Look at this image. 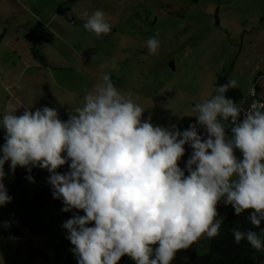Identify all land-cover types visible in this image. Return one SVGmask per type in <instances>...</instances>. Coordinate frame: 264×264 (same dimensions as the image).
Instances as JSON below:
<instances>
[{"label":"clouds","instance_id":"1","mask_svg":"<svg viewBox=\"0 0 264 264\" xmlns=\"http://www.w3.org/2000/svg\"><path fill=\"white\" fill-rule=\"evenodd\" d=\"M82 16L87 31L97 37L110 33L104 11L85 10ZM146 43L149 54L158 55L159 40ZM236 87L237 81L228 78L215 95L192 108L207 139L195 124L181 132L175 125L171 130L154 125L151 116L144 119L146 110L108 73L100 75L66 121L47 106L35 112L25 108L19 116L4 114L0 206L12 201L4 184L6 162L13 173L17 166L29 172L47 169L62 211L85 213L62 225L78 264H118L125 255L136 264H172L178 251L220 235L221 202L236 215L253 210L248 219L259 227L264 221V104L242 109L225 95ZM186 144L193 150L187 176L178 163ZM65 164L69 170L59 173ZM233 235L237 244L246 239L264 252V234L233 229Z\"/></svg>","mask_w":264,"mask_h":264},{"label":"rangeland","instance_id":"2","mask_svg":"<svg viewBox=\"0 0 264 264\" xmlns=\"http://www.w3.org/2000/svg\"><path fill=\"white\" fill-rule=\"evenodd\" d=\"M4 2L8 0H0V34L4 28L5 40L15 34L11 41L15 49L30 46L21 61L0 43V120L6 113L19 116L25 108L35 112L47 106L58 110L59 118L66 121L102 73L110 74L122 92L132 93L146 110L144 119L151 116L154 125L169 130L183 117H194V105L215 95L221 78L236 80L243 98L255 83L264 92V28H260L264 0H25L34 11L21 19L14 14L8 19L2 10ZM10 8L14 13L11 3ZM85 10L89 14L104 11L110 33L97 37L87 31ZM152 37L160 42L158 55L149 54L146 42ZM17 42L22 43L20 48ZM32 48L40 52L39 59L34 58ZM5 135L0 126V148ZM202 137L207 139L205 134ZM235 155L243 159L239 149ZM4 168V184L12 201L0 206V264H26L28 244L44 252L32 264H58V251L77 260L62 225L74 214L85 213L62 211V199L50 202L38 211L49 229L34 235L21 215L33 218L34 193L52 190L50 173L39 167L29 172L19 166L13 173L10 161ZM231 209L221 202L219 217L224 219ZM14 229L21 232L20 237L12 233ZM63 241L65 251L58 250ZM209 242L194 243L188 248L190 255L206 254ZM259 262L264 264V252Z\"/></svg>","mask_w":264,"mask_h":264},{"label":"trees","instance_id":"3","mask_svg":"<svg viewBox=\"0 0 264 264\" xmlns=\"http://www.w3.org/2000/svg\"><path fill=\"white\" fill-rule=\"evenodd\" d=\"M264 19V18H263ZM226 78H221V85L227 83ZM258 89V87H257ZM226 98L233 99L235 103L238 104L240 99H243V95L239 88H230L226 93ZM264 102V98L262 99ZM197 126L198 134L207 135L204 127L200 126L197 123L196 118L194 117H183L175 125L181 132L188 129L191 125ZM230 125L227 129L228 135L230 132ZM192 148L189 145H185V154L178 162L184 163L186 165L187 160L192 154ZM70 163V162H69ZM69 169V164H65L59 168V173L63 174L66 170ZM189 173L185 169V175ZM16 183L20 188H22V182L18 175L15 177ZM57 199L53 198L52 190L43 189L41 191H35L34 197L31 201V210L33 211V218L29 217L27 213L21 215V220L26 227H29L34 235L39 234L42 231H47L49 229L48 225L45 223L41 214L38 212L44 206L50 202H54ZM253 210H245L240 215L235 214V210L232 207L229 214L223 219L221 224L220 235L210 239L209 242V251L203 255H190L188 249L180 250L177 252L175 259L172 261V264H260V252H257L252 246L248 243L246 239L241 240L239 244L235 242V237L233 235V229H238L240 231H254L258 234H261L264 230V221H261L259 227L254 226L251 221L248 219L250 213ZM3 229V219L0 216V230ZM12 233L16 237L21 236V232L17 229H14ZM158 245H154L153 248ZM62 249L65 251L66 244L63 241V244L58 250ZM29 256L26 264H32L35 260L41 257L44 252L43 250L33 247L31 244H28ZM66 253V252H64ZM58 264H78L77 260L72 259L66 254L58 251L57 254ZM118 264H136V262L128 257L127 255L123 256Z\"/></svg>","mask_w":264,"mask_h":264},{"label":"crops","instance_id":"4","mask_svg":"<svg viewBox=\"0 0 264 264\" xmlns=\"http://www.w3.org/2000/svg\"><path fill=\"white\" fill-rule=\"evenodd\" d=\"M10 3H11V5L12 4L14 5V8H12L15 11V12L13 11L14 13H11ZM4 4L5 5H3L2 10L4 12V15L8 16V19L12 18L13 14H14L13 16H17V17H19V19H21V17L22 18L25 17L30 12V10L34 11L33 10L34 8H30V7L27 6L25 0H8V2L7 3L4 2ZM8 10H9V12H8ZM33 13H35V12H33ZM260 28H264V25L260 26ZM4 30H5L4 33L0 34V43L4 46L5 49L8 48L9 50L13 51V53H15L16 57H18L19 60L24 61L23 52L25 51L26 46H28V45H22V43H18L17 42L19 48L22 45L21 48L23 49V51L18 49V48L15 49L14 46L13 47L11 46V44H12L11 41L15 40L14 38H15L16 35L13 34L12 36H10V38L5 40L4 36L6 35L5 33H7L6 32L7 30L5 28H4ZM14 33H16V32H14ZM23 43H25V42H23ZM29 46H28V49H29ZM31 52L33 53V56H34L35 59H39L40 58L39 57V53H40L39 51H37L36 49L32 48ZM262 74L263 73H260L259 75H262ZM256 84H257V87H258L259 97L261 99H263L264 98V92L259 87L258 83H256Z\"/></svg>","mask_w":264,"mask_h":264},{"label":"built area","instance_id":"5","mask_svg":"<svg viewBox=\"0 0 264 264\" xmlns=\"http://www.w3.org/2000/svg\"><path fill=\"white\" fill-rule=\"evenodd\" d=\"M253 103L264 104L262 99L259 97L256 83L249 90V93L247 94V96L245 98H243V102H242V104L240 106H241L242 109L247 110V109H249L251 107V105ZM242 118H243V116H241V119ZM179 165H182L183 168H181V169H183V170L186 169V165L184 163H180Z\"/></svg>","mask_w":264,"mask_h":264},{"label":"water","instance_id":"6","mask_svg":"<svg viewBox=\"0 0 264 264\" xmlns=\"http://www.w3.org/2000/svg\"><path fill=\"white\" fill-rule=\"evenodd\" d=\"M68 17H69V18H72V15L68 14Z\"/></svg>","mask_w":264,"mask_h":264}]
</instances>
